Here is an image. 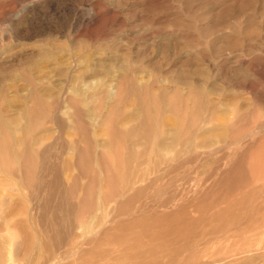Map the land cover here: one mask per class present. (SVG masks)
I'll return each mask as SVG.
<instances>
[{
    "label": "rangeland",
    "instance_id": "rangeland-1",
    "mask_svg": "<svg viewBox=\"0 0 264 264\" xmlns=\"http://www.w3.org/2000/svg\"><path fill=\"white\" fill-rule=\"evenodd\" d=\"M1 113L25 152L0 164L6 264H186L237 218L264 242V0H0Z\"/></svg>",
    "mask_w": 264,
    "mask_h": 264
},
{
    "label": "bare ground",
    "instance_id": "bare-ground-1",
    "mask_svg": "<svg viewBox=\"0 0 264 264\" xmlns=\"http://www.w3.org/2000/svg\"><path fill=\"white\" fill-rule=\"evenodd\" d=\"M37 93V92H36ZM42 96V94H40ZM38 96V94L36 95ZM40 96V99L42 98ZM35 97V96H34ZM44 97V96H43ZM39 98V97H38ZM37 104V103H36ZM38 106V105H37ZM34 109L33 108H30V107H23L21 109V111H23V113L27 114L29 113L30 111H33ZM18 117H9L7 114H4V113H1L0 114V132H5L6 131V135L9 136V138L5 139L3 138L2 142H0V164H4L6 163L7 161L9 162L10 160H12L13 158L14 159H20L22 158L25 154L24 152V144L21 142L19 136H18V131H17V128L15 126V124L17 125L18 123ZM122 132V131H121ZM8 133V134H7ZM127 133V132H126ZM2 135V133H0ZM122 135V133H121ZM6 136V137H7ZM113 136V135H112ZM111 136V137H112ZM118 136V134H117ZM110 137V138H111ZM114 137V136H113ZM112 137V138H113ZM116 137V136H115ZM41 137H39L40 139ZM44 138V137H42ZM111 138V139H112ZM122 138V137H121ZM39 139H33L31 140V143L32 144H37L39 142ZM187 139V138H186ZM117 142V141H116ZM187 146V149H185ZM35 147V145H34ZM76 148V146H73ZM72 147V148H73ZM155 147V146H154ZM74 148V149H75ZM134 148V147H133ZM181 148V149H180ZM34 149V148H33ZM32 149V150H33ZM73 149V150H74ZM129 149V148H128ZM152 149V148H151ZM158 149L159 152L163 153L165 152L166 155L165 156H162L160 158V163L159 164H165V165H174L176 164L178 161H179V158L182 156V154H187L189 155V150L191 151L192 150V146H190V143L189 142H181L180 139H178V141L175 143V144H161V146L157 147L156 150ZM72 150V149H71ZM72 150V151H73ZM136 150V149H135ZM184 150H187L186 152ZM109 151V150H108ZM127 153L129 152L128 150H126ZM138 151V150H137ZM125 152V151H124ZM135 152V151H134ZM126 153V154H127ZM138 153V152H137ZM161 153L159 154V157L161 155ZM41 154H44V153H41ZM46 154V152H45ZM133 154V152H132ZM131 154V156H132ZM136 154V152H135ZM140 154V153H139ZM138 154V155H139ZM209 154V153H208ZM79 155V154H77ZM130 155V154H129ZM168 155H171V156H168ZM186 155V156H187ZM36 156V155H35ZM185 156V157H186ZM211 156V155H210ZM134 157V155H133ZM33 158V157H32ZM137 156L134 157V159H136ZM184 158V157H183ZM187 158V157H186ZM38 159V158H37ZM138 159V158H137ZM136 159V160H137ZM185 159V158H184ZM202 159V158H201ZM183 160V159H182ZM203 160V159H202ZM21 161V160H20ZM201 161V160H200ZM16 162V161H15ZM22 162V161H21ZM20 162V163H21ZM181 162V161H180ZM184 162V161H183ZM139 163V162H138ZM141 163V161H140ZM137 164V163H136ZM178 164V163H177ZM16 165V164H15ZM18 165V164H17ZM73 166V161L72 160H67L65 161V169L67 170L66 172H69L71 167ZM132 167V166H131ZM168 167V166H167ZM177 167V166H176ZM171 168V167H170ZM134 169V168H133ZM140 169V168H139ZM141 170V169H140ZM139 171H135L133 170L132 171V174L128 177V180H127V183H126V188H125V195L128 196L130 194H140L142 191L146 190L147 189V186H149V182L150 181H147L146 177H145V174H143L142 172ZM148 171V170H146ZM163 171V170H162ZM167 171V170H166ZM169 171V170H168ZM11 173H14L15 171L13 169L10 170ZM131 172V171H129ZM158 172V171H157ZM145 173V172H144ZM148 173V172H147ZM160 173V171H159ZM67 174V173H66ZM65 174V175H66ZM157 177H154V178H158V175L156 174ZM160 177V176H159ZM163 177V175H162ZM73 178V177H72ZM153 178V179H154ZM70 180V178H68ZM158 180V179H157ZM156 180V181H157ZM152 181V179H151ZM159 181V180H158ZM160 182V181H159ZM124 183V182H122ZM124 185V184H123ZM251 196H252V199L250 198L251 200V205H252V201H253V211L252 212H255V214L257 215L258 217V214H263L264 213V185L258 187L256 190H253L251 193H249ZM248 194V195H249ZM123 195V194H122ZM121 195V196H122ZM81 197V196H80ZM120 197V196H119ZM125 197V196H124ZM247 197V198H248ZM123 198V197H121ZM127 198V197H126ZM244 198V197H243ZM248 198V200H249ZM120 199V198H119ZM121 200V199H120ZM245 200V199H244ZM247 200V199H246ZM108 200H106L107 202ZM111 201V200H109ZM112 202V201H111ZM110 202V203H111ZM117 202V201H116ZM115 202V203H116ZM236 203V201H235ZM234 203V204H235ZM239 203V202H238ZM227 204V203H226ZM234 204H228V207H225L224 211H223V214H219V216H226L227 218L223 219V220H226V219H229V217L231 216V214H233L234 210ZM237 204V203H236ZM246 204V202H245ZM106 205V204H104ZM227 206V205H226ZM240 206V205H239ZM217 207V206H216ZM237 207V206H236ZM221 208V207H220ZM222 209V208H221ZM171 210V209H170ZM167 211V210H166ZM165 211V212H166ZM178 212V211H177ZM214 213V211H213ZM220 213V212H219ZM211 213H209L210 215ZM160 215V214H159ZM215 215V214H214ZM164 216V217H163ZM162 216V219L161 217H158L159 219L155 220L154 221H157L158 223L162 224L164 221H166L167 219H163V218H167V214L164 215L163 214ZM166 216V217H165ZM172 216H173V219H172ZM177 216V215H176ZM208 216V215H207ZM217 216V215H215ZM229 216V217H228ZM152 217V216H151ZM171 218V220H174V215L170 214L169 216ZM178 217V216H177ZM177 217L175 219V223H178L181 221L182 218L178 217V219L180 218V220L178 222L177 221ZM168 218V220L170 219ZM30 219V218H29ZM28 219V221L30 222V220ZM152 219V218H151ZM154 219V218H153ZM188 219V218H187ZM240 219L242 218H237V219H234L233 223L230 224L231 222H227L226 225H223L221 227V229L218 231V232H214L212 235L213 236H210L208 235L207 238H203L205 241H204V245H201V248L204 246V248L206 249V251L203 250L207 253L206 254L205 252V255H203V251L198 252L199 250H202L200 248V245L197 246V244H195V246L193 247L195 249V251H197V257L193 260V261H189L188 263L186 264H264V242H262L260 244L259 241H253L251 240V238H249L248 233H250V231H254V230H258L260 226V223H258V226L256 228H243L241 227V224H240ZM163 220V222H162ZM185 220V219H184ZM170 221V220H169ZM187 221V224H188V221L190 220H186ZM185 221V223H186ZM135 222V221H134ZM152 222V221H151ZM167 222V221H166ZM252 222V221H250ZM154 224V223H153ZM133 225V224H131ZM165 225V224H164ZM192 225V224H191ZM134 226V225H133ZM167 226V225H166ZM139 227V226H138ZM137 227V228H138ZM163 228V227H162ZM217 228V227H216ZM175 229V228H174ZM140 230V229H139ZM146 232V231H145ZM159 232V231H158ZM157 233V232H156ZM163 233V232H162ZM170 233V232H169ZM25 234V233H24ZM155 234V233H154ZM168 235V233H167ZM166 235V236H167ZM144 236V235H143ZM25 237V235H24ZM146 237V236H145ZM153 237V236H152ZM27 240H28V244L29 242L32 240H35V239H39L38 237H36L34 234L33 236H30L28 234H26V237ZM149 238V237H148ZM154 238V237H153ZM158 239V238H157ZM203 239H201L203 241ZM200 241V240H199ZM198 241V242H199ZM203 243V242H202ZM148 244V243H147ZM208 246H207V245ZM37 245V243L35 244V246ZM167 245V244H166ZM193 245V244H192ZM35 246H34V241H33V244L30 245L28 248L29 250L26 252V256L28 257L29 260L30 257L32 256V250L35 249ZM207 246V247H206ZM164 247V246H163ZM197 247L199 248V250L197 249ZM152 248V247H151ZM182 248V247H181ZM184 248V247H183ZM187 248V247H186ZM192 248V249H193ZM208 248V250H207ZM150 249V247H149ZM146 250V249H145ZM152 250V249H151ZM155 250V249H154ZM191 251V250H190ZM194 251V250H192ZM127 252V251H124V253ZM131 252V251H130ZM129 251L127 253H130ZM183 252H187V251H183ZM182 252V253H183ZM2 252L0 251V264H6L7 262L3 259V256L1 254ZM123 253V254H124ZM127 253H125L127 255ZM180 253V254H182ZM202 254L203 256H205V258L203 257V261H202V257L200 258L201 260H199V255ZM131 254V253H130ZM147 254V253H146ZM192 254V253H189V255ZM195 254V255H196ZM120 255V254H119ZM124 255V257L126 256ZM132 255V254H131ZM134 255V254H133ZM140 255V254H139ZM188 255V254H187ZM194 255V254H193ZM118 256V255H117ZM136 256V255H135ZM138 257V256H137ZM136 257V258H137ZM178 256H176L177 258ZM117 258V257H116ZM123 258V257H122ZM121 258V259H122ZM130 258V256H128V259ZM140 260L142 261L141 263L142 264H153V261H150V260H147V256L145 255H142L141 257H139ZM184 258H187V257H184ZM120 259V258H119ZM156 259V258H155ZM154 259V261H156ZM189 259V258H188ZM158 260V259H157ZM28 261V260H27ZM136 261V260H135ZM183 261V260H182ZM186 261V260H185ZM54 262H57L55 260H49L47 264H50ZM123 262L125 261H122V264ZM127 262V261H126ZM157 262V261H156ZM29 263V261H28ZM129 263V262H128ZM161 263V262H160ZM169 262H167L168 264ZM114 264V263H113ZM121 264V263H120ZM131 264V263H130ZM135 264V263H134ZM159 264V262L157 263ZM166 264V263H164ZM175 264V263H174Z\"/></svg>",
    "mask_w": 264,
    "mask_h": 264
}]
</instances>
